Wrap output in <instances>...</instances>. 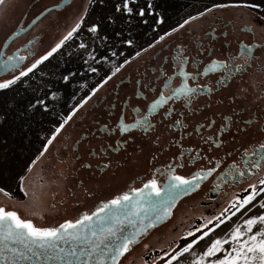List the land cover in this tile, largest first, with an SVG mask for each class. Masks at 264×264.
Masks as SVG:
<instances>
[{
  "label": "snow or ice",
  "instance_id": "snow-or-ice-1",
  "mask_svg": "<svg viewBox=\"0 0 264 264\" xmlns=\"http://www.w3.org/2000/svg\"><path fill=\"white\" fill-rule=\"evenodd\" d=\"M109 2L110 0H88L71 29L38 56L32 50L21 54L24 51L21 48H17L12 55L0 50V74L8 73L0 75V93L13 92L21 86H26L27 91L31 87L29 81L40 66L65 48L66 42L81 36L82 26L89 34V42L81 40L77 44L76 55L87 65L85 71L99 74L104 64H114L110 56H118L117 51L111 50L114 39L119 40L121 44L134 45L132 39L124 38L126 28L134 23L149 25L152 21L155 25H162L165 22L166 0H112V12L104 21L86 25L89 8L99 6L103 9L108 7ZM67 3H70V0H61L60 4L44 11L52 12ZM7 5L8 0H0V16L4 14ZM228 8L247 10L246 14L250 19L245 28L250 34L249 42L240 40L237 51L210 56L203 64V71L199 68L189 70L190 65L200 64V61L186 54V45L178 44L176 55L172 56V66L160 71L158 79L162 78V83L157 85L149 82L140 85L143 89L156 92L146 111L139 106H132L129 98L123 102L127 107H122L115 124L104 123L98 131L123 134L120 143L114 148L119 151L120 145L126 147L129 141L134 139L132 134L135 131L147 134L154 130L155 116H161L162 121L172 118L173 126L185 129L188 124L182 118L184 113H176L172 105L185 101L191 106L199 94H211L222 88H231L237 76L239 80L236 88L229 92V97L233 104L244 106V114L241 115L233 109L230 116L223 117L228 122L220 124L213 134L200 136L205 147L195 155L189 154L187 160L181 137L179 155L172 157V163L157 168L155 174L142 182L141 186L131 187L113 195L111 199L100 201L94 211L84 212L78 218L64 219L62 223L48 225L45 223L46 214L50 209H55V205H48L44 198V189L49 186L50 179L46 180L47 172L42 165L48 159L50 147L100 88L131 62L130 59H124L122 64L115 67L100 84L90 90L88 96L73 105L69 114L45 137L39 153L18 177L19 195H13L6 187H0V264H264V140L247 147L242 146L241 156L237 160L234 156L235 150H228V141L223 136L224 132L230 133L233 127L239 133L250 126L259 125L260 130L264 131V79L254 83L255 74L250 73V69L256 67L264 73V0H227L224 3H214L197 16H189L182 24L165 31L158 40L150 43L148 48L155 47L160 41H164L166 37L177 33L190 21L203 17L206 13L210 14L214 9ZM43 15L44 12H41L40 16ZM40 16H37L36 20ZM36 20H33L32 24H35ZM121 21V30H114L112 38L108 34L100 35L104 22L115 25ZM22 31L24 29L19 26L8 27L4 48H8L9 41L18 37ZM97 40L101 41V44H97ZM28 43L31 44V41ZM109 51L110 56L107 54ZM146 51L147 49H141L135 55L138 57L141 52ZM71 55L72 53H69V56ZM30 56L34 58L29 61ZM25 61L28 63L25 64ZM217 73L221 75L215 83L207 80L200 83L202 76L208 77ZM78 74L82 75L78 71L69 70L67 74L61 75L60 82L70 85ZM44 87L48 88L49 85ZM32 91L35 93L38 90ZM50 95L52 100L57 98L55 91ZM137 95L147 99L144 92H138ZM48 96L47 91L42 95H34L27 102L24 111L31 114L39 111L41 115L49 113ZM14 108L15 105L9 104L8 110L0 112V126L9 119L10 110ZM128 108H131L134 116H128ZM52 114L55 115L54 112ZM245 116L250 118L245 119ZM233 117L243 123L245 129L240 127V123L233 121ZM205 120L204 125L195 127L202 130L204 127L212 128L216 123L208 118ZM83 135L87 138L92 133L85 131ZM196 148H199V144ZM220 149L224 150V156L217 157L215 152ZM103 161L104 156L101 155V164L104 168H109L111 160L108 163ZM205 161L207 163H204ZM228 161L230 163H227ZM60 163L66 165V168L61 167L58 172L53 173L57 179L65 175L66 169L74 170L71 161ZM188 164L195 170L188 175L180 174L178 170L186 168ZM201 164L203 166H199ZM82 166L92 168L90 163ZM97 167H100V164ZM37 168H40L43 174L37 173ZM158 176L167 179L162 183ZM209 177L215 178L212 191H220L222 186L239 191H233L225 205L213 214L201 215V223L188 225L167 238L159 249L155 244L147 242L153 230L174 218V210L179 202L200 189ZM88 195L92 193L89 191ZM222 227L225 230L217 235V231ZM201 244L202 251L199 250ZM137 249H140V252H137ZM145 256L150 258L145 259Z\"/></svg>",
  "mask_w": 264,
  "mask_h": 264
},
{
  "label": "flooded vegetation",
  "instance_id": "flooded-vegetation-1",
  "mask_svg": "<svg viewBox=\"0 0 264 264\" xmlns=\"http://www.w3.org/2000/svg\"><path fill=\"white\" fill-rule=\"evenodd\" d=\"M39 1L34 0L26 8L13 11L12 14L4 18L0 25V50L12 55L17 48H21L24 50L21 54L32 50L38 56L44 46L47 45L48 49L58 37L71 29L73 22L76 21V17L87 2V0H73L62 9H54L52 12H48L32 28L15 38L9 43L8 48L4 49L8 27L25 28L43 10L61 2V0H51L45 9L37 14L32 13L33 6H36ZM202 11L204 10L199 12ZM246 11L233 8L214 9L210 14L206 13L205 16L190 21L183 29L170 37H166L164 41H160L153 48H148V45L158 40L159 36L163 35L165 31H170L171 28L154 33L150 40L136 45V47H130L121 56L111 59L114 64L109 63L105 70L92 81L91 86L82 92L81 97L78 96L73 105L88 96L90 90L100 84L115 67L122 64L124 59H130L131 62L125 65L107 84H104L97 94L77 113L73 121L66 125L65 130L58 135L53 146L50 147L48 159L42 165L47 171L46 180L50 179L49 186L44 189V198L46 202L47 198L50 199L49 203L47 202L48 205H55V209H50L46 214V224L56 225L62 223L64 219L78 218L84 212L94 211L100 201L111 199L113 195L127 191L131 187L141 186L142 182L155 174L157 168H163L166 164L172 163V157L179 155L178 148L181 137H183L185 160H187L189 154L195 155L197 151L205 147L200 136L207 137L213 134L220 124L228 122L223 117L230 116L233 109L241 115L244 114V106L233 104L229 97V92L236 88L239 80V76H237L232 82L231 88H222L211 94H199L194 98L191 106L185 101H178L172 105L175 107L176 113H184L182 118L188 124L185 129L181 130L173 126L171 124L172 118L162 121L161 116H155L153 118L154 130L147 134L139 130L135 131L132 134L134 139L129 141L126 147L120 145L119 151L114 150V148L120 143L123 134L98 131L104 123L115 124L122 107H127L123 105V102L129 98L132 106H139L146 111L147 105L154 98L156 92L143 89L140 85L149 82L157 85L162 83V78L158 79L160 71L162 68L172 66V56L176 55L178 44L186 45L188 48L186 54L200 61V64L190 65L189 70L199 68L203 71V64L207 62L210 56H220L221 53L237 51L240 40L249 42L250 34L245 25L249 23L250 18ZM198 13L191 16H197ZM46 17L47 25H43V28L40 27L41 30H35ZM183 21L179 24H182ZM29 41L31 44L28 43ZM141 49H147V51L141 52V55L137 57L135 53ZM33 58L30 56L29 61ZM24 63L27 64L28 61ZM250 73L255 74L254 83L264 79V73H261L258 67L250 69ZM4 75H8V73ZM220 75L217 73L210 74L208 77L202 76L200 83H205L206 80L215 83ZM241 86L246 87L247 85ZM138 92H144L147 99L137 95ZM2 95L5 93H0V97ZM110 112L111 116H109ZM128 116H134L131 108H128ZM205 118L214 120L215 125L212 128L204 127L202 130L195 127L204 125L206 123ZM244 118L249 119L250 117L245 116ZM233 121L240 123V127L245 129V125L236 117H233ZM85 131H90L92 135L85 138L83 135ZM223 136L228 141V150L234 149V156L239 160L242 146L247 147L252 143L264 140V131L260 130L259 125L250 126L239 133L233 127L230 133L224 132ZM197 144H199V148H196ZM1 147L2 144L0 149ZM215 154L217 157H222L224 150L220 149ZM101 155L104 156L103 163H108L111 160L109 168H104L101 164ZM61 161H71L74 170L67 171L66 169L65 175L57 179L53 173L58 172L61 167L66 168V165H61ZM89 163L92 165L90 169L82 166ZM98 164L100 167H97ZM194 170L195 168L188 164L186 168L178 171L182 175H188ZM1 174L0 170V187H6L7 180ZM158 178L162 183L167 179L159 176ZM214 183L215 178L209 177L203 182L200 189L184 197L177 205V209L174 210V218L153 230L147 242L155 244L159 249L158 244L168 237L167 232L163 231L164 227L170 225L172 226L171 229L177 230L179 224L184 223V221L194 220L196 216L211 215L222 205H225L233 191H239V189L226 186H222L220 191H212ZM7 189L12 193L14 192L9 189V186ZM89 191L92 195H88ZM13 195L17 194L13 193ZM137 252H140V249H137Z\"/></svg>",
  "mask_w": 264,
  "mask_h": 264
},
{
  "label": "rangeland",
  "instance_id": "rangeland-1",
  "mask_svg": "<svg viewBox=\"0 0 264 264\" xmlns=\"http://www.w3.org/2000/svg\"><path fill=\"white\" fill-rule=\"evenodd\" d=\"M33 1L34 0H8L7 8L4 10V14L0 16V25L3 23L4 18L12 14L13 11L26 8L28 4ZM224 2H227V0H166L164 24L155 25L152 21L149 22V25L134 23L131 27L124 30V38L132 39L134 41L133 46L136 47V45H140L150 40L154 33L172 28L192 14L198 13L200 10H204L205 8H210L214 3ZM49 3H51V0H40L36 6H33L34 9L32 10V13H39L45 9ZM86 4H88V0ZM111 12L112 0H110L108 7L103 9L99 8V6L96 8L90 7L89 16L86 17L85 23L90 26L91 23L104 21V18ZM40 25H38L35 30H41L43 25H47V17ZM121 27L122 21L115 25H110V23L104 22L100 35L108 34L110 38H112L113 31H120ZM81 32V36L75 37L73 41L66 42L65 48L54 54L53 58H50L49 61H46L44 65L40 66L35 75L29 81L31 87H41V90H38L37 95H42L40 93L42 92V89L45 88L44 86L49 85L47 88V92H49L48 100L50 104L49 113L41 115L39 111L35 114L24 111L27 103L24 104L22 102V99L24 98L22 96L18 99V92L20 91V95H22V90L26 86L18 87L16 91L5 93V95L0 97V112L8 110L9 104L15 105V108L10 110L9 119L3 126H0V145L2 144L0 149V170L3 174L1 175L7 180V186L5 184L4 185L7 188L9 186V189L14 191V194L16 193L19 195L17 187L18 177L25 172L28 164L39 153L45 142V137L54 131V127L58 124V122L69 114L71 105L76 102L78 96H80L82 92H85L91 86L92 81H94L109 65L104 64L101 67L99 74L85 71L87 65L83 64L80 57L76 55V51L77 44L81 40L85 43L89 42V34L84 30V26H82ZM61 37L62 36L58 37L55 41L57 42ZM97 44H101V41L97 40ZM133 46L121 44L119 40L114 39L111 50L117 51L118 56H121V53L124 54L130 47ZM46 49L47 45L40 50L39 55ZM101 50L103 49L101 48ZM69 53H72V55L69 56ZM107 54L110 56V51ZM113 58L115 57L110 56V59ZM45 70H47V83L42 82V79L46 76ZM69 70L78 71L79 73H82V75L78 74L75 79L71 81L70 85H66L60 82V77L62 74H67ZM52 91L57 92V98L55 100H52L51 98L50 93ZM6 99H9L10 101L13 100V102L6 104ZM53 112L55 115L52 114ZM35 171L43 174L40 168H37ZM11 179H13V182H11ZM49 201L50 199L47 198L48 203ZM199 217L200 216H196V218L191 221H184V223L179 224V228L177 230L171 229L172 226L169 225L164 227L163 231L167 232V238H170L177 231L187 227L188 225L195 226L201 223ZM224 230L225 229L222 227L217 231V235L222 234ZM166 239L162 240L161 243L158 244V247H160ZM199 250H203V244L200 245ZM144 258L149 259L150 257L145 256Z\"/></svg>",
  "mask_w": 264,
  "mask_h": 264
},
{
  "label": "crops",
  "instance_id": "crops-1",
  "mask_svg": "<svg viewBox=\"0 0 264 264\" xmlns=\"http://www.w3.org/2000/svg\"><path fill=\"white\" fill-rule=\"evenodd\" d=\"M46 69V68H45ZM45 74H46V76L44 77V79H42V82L43 83H47V70H45ZM42 85V84H41ZM41 85H39V86H41ZM32 89H37V90H41V87H39V88H36V87H31L30 89H28L27 91L25 90V88L22 90V95H20V91L18 92V99H19V97H24L23 99H22V102L25 104V103H27L30 99H32V97L34 96V95H37V92H33L32 91ZM45 91H47V88H43L42 89V92L40 93V94H43V92H45ZM17 99V100H18ZM7 100V102H5L6 104H8L9 102H13V100L12 101H10L9 99H6ZM3 102H4V100H3ZM3 105V104H2Z\"/></svg>",
  "mask_w": 264,
  "mask_h": 264
},
{
  "label": "water",
  "instance_id": "water-1",
  "mask_svg": "<svg viewBox=\"0 0 264 264\" xmlns=\"http://www.w3.org/2000/svg\"><path fill=\"white\" fill-rule=\"evenodd\" d=\"M73 0H70V3L72 2ZM61 3V2H60ZM70 3H67V4H62V6L60 7V8H58V9H62V8H64L65 6H67L68 4H70ZM51 8H53V7H51ZM47 9V8H46ZM42 12H44V15L43 16H40V14L38 15V16H40V18L38 19V20H36V17L33 19V20H36V22H35V24L41 19V18H43L48 12H45L44 10L42 11ZM32 20V21H33ZM32 21L25 27V28H23L24 29V31H22L21 33H20V35H22L23 33H25L26 31H28L30 28H32L35 24H32ZM29 25H31V27H29ZM19 35V36H20ZM18 36V37H19ZM15 38H17V37H14L13 38V40L15 39ZM12 40V41H13ZM12 41H9V43H11ZM5 49V48H4ZM5 74V73H4ZM4 74H0V75H4Z\"/></svg>",
  "mask_w": 264,
  "mask_h": 264
}]
</instances>
